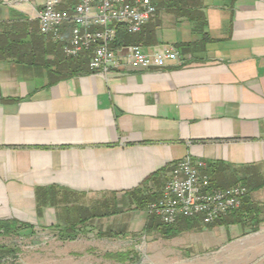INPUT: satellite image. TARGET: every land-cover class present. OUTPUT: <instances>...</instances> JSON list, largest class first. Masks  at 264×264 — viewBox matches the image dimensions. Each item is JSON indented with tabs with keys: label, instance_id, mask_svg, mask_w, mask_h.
<instances>
[{
	"label": "crops",
	"instance_id": "1",
	"mask_svg": "<svg viewBox=\"0 0 264 264\" xmlns=\"http://www.w3.org/2000/svg\"><path fill=\"white\" fill-rule=\"evenodd\" d=\"M155 1L139 34L114 39L120 63L104 77L88 54L65 56L69 25L59 42L40 32L44 0H0V220L64 227L58 208L75 202L77 213L104 208L82 217L98 231L142 215L161 233L146 204L190 155L214 188H247L241 210L253 219L229 227L264 232V0ZM131 44L178 59L132 69ZM199 221L181 218L163 237L189 248Z\"/></svg>",
	"mask_w": 264,
	"mask_h": 264
},
{
	"label": "built area",
	"instance_id": "2",
	"mask_svg": "<svg viewBox=\"0 0 264 264\" xmlns=\"http://www.w3.org/2000/svg\"><path fill=\"white\" fill-rule=\"evenodd\" d=\"M59 8L62 0H44L37 19L40 32L59 42L62 29L70 26V36L63 43L66 57L88 54L92 73L107 77L111 68L120 63L111 48L117 25L127 33L141 32L156 13L152 0H71ZM125 62L132 69L161 68L177 60L175 50L164 48L146 53L138 44L125 48ZM206 163L194 161L190 155L178 160L165 181L159 198L149 202L146 210L163 225H174L179 219L200 217L205 224L237 211L247 193L244 185L214 188L204 172Z\"/></svg>",
	"mask_w": 264,
	"mask_h": 264
},
{
	"label": "rangeland",
	"instance_id": "3",
	"mask_svg": "<svg viewBox=\"0 0 264 264\" xmlns=\"http://www.w3.org/2000/svg\"><path fill=\"white\" fill-rule=\"evenodd\" d=\"M69 2L72 1L62 0L59 8ZM153 3L156 6L155 0ZM126 34L135 36L139 33ZM61 209L58 208L56 219H60L63 212L68 220L65 222L67 230L63 233L68 237L61 235L58 225L36 227L29 236H0L1 245L16 250L14 254H7L0 264H264V232H249L243 237L245 230L242 227L225 224L230 219L227 215V221L224 217L225 221L209 225L197 217L200 225L191 234V247L186 248L178 238L164 239L162 233L144 228L142 215L133 216L132 228H111L103 232L98 231V227H87L81 221L83 216L88 223L98 219L92 217L96 214H107L104 208H92L90 204L84 209L85 214L77 213L79 206L73 202ZM151 219L157 227L159 220L153 215ZM247 245L255 249L249 251ZM119 252H125L127 259L118 260L116 254Z\"/></svg>",
	"mask_w": 264,
	"mask_h": 264
},
{
	"label": "trees",
	"instance_id": "4",
	"mask_svg": "<svg viewBox=\"0 0 264 264\" xmlns=\"http://www.w3.org/2000/svg\"><path fill=\"white\" fill-rule=\"evenodd\" d=\"M126 33L127 32H126L125 27L123 25H117L115 41H114V43L112 45H120L121 42L123 41L124 37L127 36ZM79 56H83V55L81 54ZM77 58L78 57L68 58V59L73 61V60H76ZM156 199H153L150 202H152V201H154ZM147 204H146V206H147ZM251 213H252V211L249 208L246 207L245 211L243 212L241 210V207H240L237 211L227 215V216H230V219L228 221L226 220L227 222H225V224L228 225V224H234V223L247 222V221L253 219ZM184 219H186V218H184ZM192 219H195V218H192ZM223 219H224V217L218 218L213 223H215L217 221H220V222L221 221H225ZM188 220H191V219H188ZM158 226H161V227H159V229L161 230L162 235L165 236V237L169 238V237L175 236V235H177L179 233V231L177 229H173L171 227V225H169V226L168 225H163V224H161L159 222ZM58 227H59L58 230L60 231L61 235H63V237H68V236H66L63 233L65 230H67L66 227L65 226L62 227V228H65V229H61L60 226H58ZM255 228L256 227H252L250 229V232L255 231ZM33 230H34V226H32V225H30L28 223L20 222V221H17V220H9V219L0 220V236H11V235L29 236V235H31L33 233ZM75 236H73L71 238H74ZM15 252H16V250L0 244V263H1V261L3 260V258L7 254H11V253L14 254ZM116 257H117L118 260L121 261V260L127 259L128 256L125 254V252H119V253L116 254Z\"/></svg>",
	"mask_w": 264,
	"mask_h": 264
}]
</instances>
